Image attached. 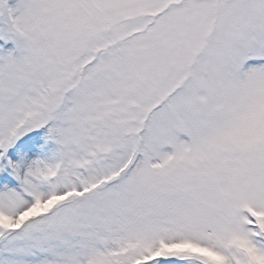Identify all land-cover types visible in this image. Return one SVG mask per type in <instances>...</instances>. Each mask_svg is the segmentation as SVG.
<instances>
[{
  "label": "snow or ice",
  "instance_id": "obj_1",
  "mask_svg": "<svg viewBox=\"0 0 264 264\" xmlns=\"http://www.w3.org/2000/svg\"><path fill=\"white\" fill-rule=\"evenodd\" d=\"M0 264H264V0H0Z\"/></svg>",
  "mask_w": 264,
  "mask_h": 264
}]
</instances>
